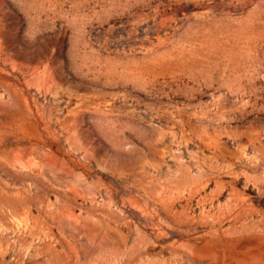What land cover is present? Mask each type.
<instances>
[{
	"label": "rangeland",
	"instance_id": "374dc122",
	"mask_svg": "<svg viewBox=\"0 0 264 264\" xmlns=\"http://www.w3.org/2000/svg\"><path fill=\"white\" fill-rule=\"evenodd\" d=\"M0 264H264V0H0Z\"/></svg>",
	"mask_w": 264,
	"mask_h": 264
}]
</instances>
